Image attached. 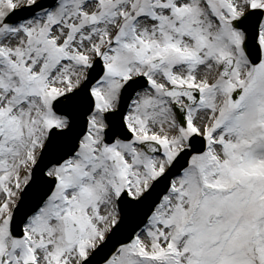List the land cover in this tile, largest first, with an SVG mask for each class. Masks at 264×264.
I'll use <instances>...</instances> for the list:
<instances>
[{"label":"snow or ice","instance_id":"obj_1","mask_svg":"<svg viewBox=\"0 0 264 264\" xmlns=\"http://www.w3.org/2000/svg\"><path fill=\"white\" fill-rule=\"evenodd\" d=\"M0 264H264V0H0Z\"/></svg>","mask_w":264,"mask_h":264}]
</instances>
